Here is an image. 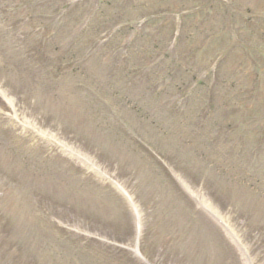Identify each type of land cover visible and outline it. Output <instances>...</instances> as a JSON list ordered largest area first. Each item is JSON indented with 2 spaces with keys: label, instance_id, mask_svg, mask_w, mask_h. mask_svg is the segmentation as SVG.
Masks as SVG:
<instances>
[{
  "label": "rangeland",
  "instance_id": "rangeland-1",
  "mask_svg": "<svg viewBox=\"0 0 264 264\" xmlns=\"http://www.w3.org/2000/svg\"><path fill=\"white\" fill-rule=\"evenodd\" d=\"M134 1L0 0V264H264V0Z\"/></svg>",
  "mask_w": 264,
  "mask_h": 264
}]
</instances>
